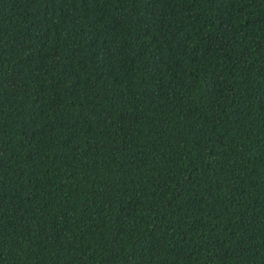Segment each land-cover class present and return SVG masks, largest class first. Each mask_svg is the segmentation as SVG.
Instances as JSON below:
<instances>
[{
    "label": "trees",
    "instance_id": "trees-1",
    "mask_svg": "<svg viewBox=\"0 0 264 264\" xmlns=\"http://www.w3.org/2000/svg\"><path fill=\"white\" fill-rule=\"evenodd\" d=\"M0 264H264V0H0Z\"/></svg>",
    "mask_w": 264,
    "mask_h": 264
}]
</instances>
